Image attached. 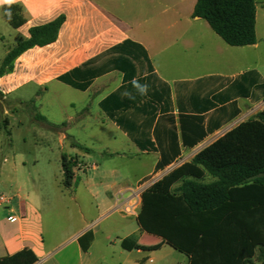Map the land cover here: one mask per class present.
I'll list each match as a JSON object with an SVG mask.
<instances>
[{
  "label": "crops",
  "instance_id": "0c3cea01",
  "mask_svg": "<svg viewBox=\"0 0 264 264\" xmlns=\"http://www.w3.org/2000/svg\"><path fill=\"white\" fill-rule=\"evenodd\" d=\"M258 2L256 0L257 43L244 47L228 45L205 20L194 17L197 0H11V3H0V30L4 29L0 32V47L5 53L0 67L13 48L30 38L32 28L64 17L55 41L35 46L15 59L13 70L0 77V92L8 96L35 85L46 90L50 86L56 96L66 91L80 97L81 110L68 115L61 125L66 129L69 125L70 130L73 125L84 129L91 117L107 118L135 147L133 151L120 148L111 155L129 161L147 157L153 163L152 171L136 181L139 184L148 176H158L176 164L191 162L227 132L264 110V37L259 35V13L264 14V0H260L261 9ZM7 6H14L10 9L14 14L17 7L21 8L25 23L13 27L5 14ZM119 48L132 49L136 54L133 63L137 74L128 81L115 67L125 51ZM75 70L81 72L75 73ZM137 80L142 81L140 88L132 87ZM74 84L87 87L81 89ZM117 93L125 100H131L139 93L138 101L115 114V118L123 120L124 127L101 107L102 102ZM159 94L162 98L157 97ZM93 104L97 112H94ZM69 105L75 108L74 101ZM236 110L239 113L233 117ZM191 116L202 117L201 125L210 131L196 145L187 146L183 144L182 127L187 131L186 117ZM52 128L56 129V125ZM63 140H69L74 152L80 150L75 155H66L88 165L84 161L91 152L87 139L67 133L62 136L61 142ZM163 152L174 159L164 171L156 173ZM7 163L5 159L0 167V186L9 179L7 171L11 168L15 189L10 197L0 194V204L6 209L3 216L0 213V258L28 248L38 257V264H48L49 258L44 252L42 209L28 201L27 186L31 187L32 181L23 166ZM87 168L81 176L75 174L78 179L75 194L84 184ZM212 180L210 176L206 177V182ZM101 185L103 192H90L94 198L101 193L106 196L96 201L98 217L94 220L89 213L81 212L74 224L76 231L69 241L80 258L95 254L104 258L112 249L113 254L118 252L120 256L134 252L140 255L134 259L127 256L118 264H145L146 260L154 264V256L161 251L159 259L170 253L176 257L172 264H189L185 254L157 236L150 235L156 240L155 244L144 245L142 240L149 234L141 230L137 220L134 230L127 231L124 237L116 235V239L115 232L128 230L130 222L122 221L116 226L109 223L101 230L93 227L95 222L100 220L101 223L116 211L121 212L119 209L129 201V190L133 188L127 185L114 197L115 183ZM1 198L9 202L2 203ZM71 199L78 201L76 195ZM89 231L93 241L88 251L83 252L79 238ZM129 237H136V247L132 251L122 247V241ZM99 240L100 244L105 241V249L104 244L97 248Z\"/></svg>",
  "mask_w": 264,
  "mask_h": 264
},
{
  "label": "trees",
  "instance_id": "16d2710c",
  "mask_svg": "<svg viewBox=\"0 0 264 264\" xmlns=\"http://www.w3.org/2000/svg\"><path fill=\"white\" fill-rule=\"evenodd\" d=\"M13 7H5V14L11 25L17 28L25 20L21 8L17 7L14 14L10 11ZM193 16L205 20L230 46L257 43L256 0H197ZM63 22L64 17H60L32 28L30 38L20 42L4 59L0 77L13 70V62L25 51L55 41ZM119 49L125 51L115 67L128 81L137 74L133 63L136 54L132 49ZM141 85L139 80L131 84L138 88ZM157 97L162 98L160 94ZM138 99L139 93L131 100L121 99L119 93L112 94L101 107L112 120L124 127L123 120L115 118V114ZM238 113L236 110L233 117ZM186 118L187 131L182 127L183 144L194 146L210 130L201 125L202 117ZM40 119L45 118L40 116ZM173 159L163 152L155 172L164 171ZM76 166L75 157L62 156L66 187L78 183L74 172ZM207 176L213 180L206 182ZM136 220L143 232L161 238L185 254L189 264H264V110L227 132L191 162L178 166L144 190ZM92 241L90 231L79 238L83 252L88 251ZM122 247L127 251L135 249L136 237L124 239ZM38 262L34 251L28 248L0 258V264Z\"/></svg>",
  "mask_w": 264,
  "mask_h": 264
},
{
  "label": "rangeland",
  "instance_id": "374dc122",
  "mask_svg": "<svg viewBox=\"0 0 264 264\" xmlns=\"http://www.w3.org/2000/svg\"><path fill=\"white\" fill-rule=\"evenodd\" d=\"M258 3L261 9L260 0ZM1 31L4 32V29ZM259 35L264 37V14L261 13H259ZM4 56V50L0 47V64ZM70 101H74V109L69 105ZM81 104L80 97L66 91L56 96L50 86L46 90L29 85L8 96L0 92V167L5 159L8 162L7 165L19 164L24 167L26 176H29L32 181V186H27L28 201L31 204H38L42 209L45 222L44 252L46 258H49L48 264H118L127 256L134 259L140 255L134 252L131 255L123 253L124 255L120 256L118 252L113 254L111 249L104 258L100 254L90 258L79 257L75 246L69 243L76 231L74 226L76 218L81 212L89 213L94 220L98 217L96 201L106 196H104L105 193H101L98 198H94L90 192L93 190L103 192L104 188L101 184L104 182L115 183L112 193L116 197L117 193H121V189L127 185L135 189H147L167 174L168 170L158 176L155 174L148 176L137 184L138 179L152 171L153 163L147 157L129 161L111 155L117 149L133 151L132 148L135 147L118 133L116 127L107 118L91 117L87 119L84 129L73 125L70 130L69 125L67 129L66 126L61 125L68 115L81 110ZM93 107L94 112H97L95 104ZM40 116L45 119H40ZM103 121L105 124L102 123ZM52 125H56V129L52 128ZM67 133L79 139H87V147L91 149L90 154L84 159L88 165L80 163L75 157L77 159V166L74 169L76 176H81L88 167L83 178L84 184L76 190L77 194H75L76 184L66 187L64 182L62 156L80 152L78 149L74 152L69 145V140L61 142L62 136ZM8 173L9 179L5 178L6 180L0 186V194L5 197H10L15 189L13 170L10 168ZM75 195L78 201L71 199V196ZM5 210V205L0 204L1 216L4 215ZM139 210L140 205L137 206L136 212L138 213ZM122 221L130 222L131 227L126 231L115 232L114 239H116V235L124 237L127 231L135 229L136 217L116 211L108 220L101 223L100 220L95 222L93 227L101 230L106 224L111 223L112 226H116ZM100 241L97 243V248L104 244L105 249V241L103 240L102 244ZM142 242L148 246L155 244L156 240L146 235ZM160 254L161 251L154 256L156 258L154 264H172L176 258L175 255L168 253L159 259ZM145 264L151 263L146 260Z\"/></svg>",
  "mask_w": 264,
  "mask_h": 264
},
{
  "label": "built area",
  "instance_id": "2783aa9c",
  "mask_svg": "<svg viewBox=\"0 0 264 264\" xmlns=\"http://www.w3.org/2000/svg\"><path fill=\"white\" fill-rule=\"evenodd\" d=\"M179 164H176L175 166H172L170 169H168L167 172L172 171L173 169L177 168ZM166 175V174H165ZM146 190V189H145ZM144 190H140L139 188H131L129 190L130 192V198L127 203H125L119 210L128 216L131 217H137L138 213L136 212L137 206H141V194ZM2 203H8L9 201L5 198H1Z\"/></svg>",
  "mask_w": 264,
  "mask_h": 264
},
{
  "label": "clouds",
  "instance_id": "9594fccd",
  "mask_svg": "<svg viewBox=\"0 0 264 264\" xmlns=\"http://www.w3.org/2000/svg\"><path fill=\"white\" fill-rule=\"evenodd\" d=\"M3 2L11 3V0H0V3H3Z\"/></svg>",
  "mask_w": 264,
  "mask_h": 264
}]
</instances>
